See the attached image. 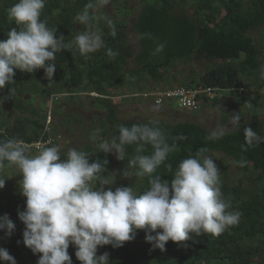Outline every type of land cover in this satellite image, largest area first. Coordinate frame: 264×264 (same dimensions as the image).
I'll return each mask as SVG.
<instances>
[{
    "label": "trees",
    "instance_id": "16d2710c",
    "mask_svg": "<svg viewBox=\"0 0 264 264\" xmlns=\"http://www.w3.org/2000/svg\"><path fill=\"white\" fill-rule=\"evenodd\" d=\"M140 1V11L132 23L133 29L140 36V49L135 53L129 43L127 22L123 16L118 17L120 14L132 13L126 6L121 7L116 16H110L97 15L92 11L98 5L97 0H45L40 19L55 31L56 36L63 35L65 42L72 41L82 32L83 25L78 23L75 17L84 11L87 5L93 4L94 7L87 10L91 16L100 19H92L90 27L101 35L104 45L98 51L87 55H81L75 46L71 52L62 50L55 54L56 69L52 81L45 78L43 69H37L33 73L16 69L15 83L6 84L0 89V98L8 105L0 106V142L8 139L30 142L39 138L47 112L41 107L33 106L35 94L40 95L43 104H46L53 93H69L60 99L70 102L78 98L79 93H86L93 107L102 109L106 114L97 126L92 124L87 128L83 143L85 146L77 149L94 153L89 157V162L106 159L108 163L100 175L104 176L108 172V181L113 182L112 177L115 174L123 176L122 170L127 165V159L135 155V146L127 147L128 156L126 160L121 161L114 159L111 153L98 151L100 143L106 138L118 135L120 125L130 127L133 124H148L152 121L119 119L116 117V104L110 96L133 93L134 89L130 87L132 84L143 93L165 88L155 85L143 87L138 83H141L142 78L160 82L166 71L174 65V61L198 57L215 61L198 81L190 79L188 85L201 84L222 88L240 102L253 103L255 108L260 104L262 98L253 97V86L256 83L264 85V70L259 59L260 54L264 55V42L260 48L251 32L264 25V0ZM16 2L17 0H0V40L7 38L11 28L18 27L8 14L9 8ZM103 17H108L114 22L117 30L115 37L110 34L111 30ZM161 43L165 45L164 50L156 52ZM108 49L119 54L111 57L108 55ZM131 58L136 64L134 68L128 66ZM257 72L262 75L257 76ZM116 92L121 94H115ZM92 93L97 95L93 96ZM220 101L222 99L217 97L211 105ZM226 117L228 119L229 116ZM69 122L70 120L66 125ZM155 122H158L156 126L165 131L168 143L178 147L177 151L169 154L167 161L173 168L180 160L199 148L207 149L206 154L213 157L220 170L224 198L230 201L231 210L240 214L239 223L220 236L194 234V241L183 243L169 240L164 251L150 246L148 249L142 247L141 255L136 251L132 253L128 241L122 247H98L97 255L108 252L109 264H264V143L254 144L248 147L247 151H242L241 145L245 144L243 130L247 126L229 131L218 140H209L207 137L210 132L201 124L190 121L175 124L161 120ZM249 127L263 136L257 124ZM97 129L100 131L97 132ZM53 132H56L55 129ZM181 134L186 135L188 139H176ZM145 147L144 154L150 155L152 147ZM216 153L230 157L232 163L245 161L242 167L235 163L239 174H244L245 178L237 175L232 177L223 160L216 162ZM114 161L118 166L117 171L111 169ZM5 165H9L7 161ZM129 171L133 172L130 175L133 181L128 182V186L137 193L145 191L149 187L150 177H138L134 175V170ZM157 174L170 181L173 173L161 165L153 175ZM96 183L94 181L93 184ZM109 187L114 190L118 186L114 182L104 186L105 189ZM24 227L18 220L11 236H6L4 231L0 230V247L8 250L17 264H36L39 254L34 255L23 244ZM134 239L146 242L145 231L136 230ZM69 255L72 264H81L73 252L70 251ZM0 264L7 262L0 261Z\"/></svg>",
    "mask_w": 264,
    "mask_h": 264
},
{
    "label": "clouds",
    "instance_id": "9594fccd",
    "mask_svg": "<svg viewBox=\"0 0 264 264\" xmlns=\"http://www.w3.org/2000/svg\"><path fill=\"white\" fill-rule=\"evenodd\" d=\"M97 3L104 6L109 0H97ZM44 7L45 0H17L9 8V17L18 27L11 28L7 38L0 40V89L15 83L16 69L28 73L43 69L45 78L52 81L55 54L62 50L71 52L75 46L81 55H87L103 47L101 35L90 28L92 19H100L87 10L94 7L93 4L75 17L85 30L69 42H65L63 35L56 36L40 19ZM103 19L115 37L114 22L108 17ZM164 47L163 43L159 44L156 52H162ZM118 54L108 49L109 56ZM240 120L239 112L230 115V122L237 130ZM157 123L120 125L118 135L104 139L99 145L98 151L114 153L121 161L128 156L127 147L135 146V155L127 159L122 173L128 178L133 174L131 169L138 177H150L149 187L142 193L130 186L105 189V185L113 184L100 175L108 161L89 162L94 153L70 148L66 158L61 159L59 149L53 146L42 147L38 154L28 156L30 145L23 140L0 142V169L7 161L16 165L22 175L20 193L26 199L23 210H18L17 215L25 226L24 246L34 255L39 254L36 264H72L67 251L70 243L76 247L75 256L81 264H109V253L97 255L98 247H122L135 238L136 230H144L146 242L164 251L169 240L183 243L194 241V234L220 236L239 223L240 214L232 211L230 201L224 198L220 170L213 157L206 154L207 149L199 148L173 168L167 161L178 147L168 143L165 131L156 126ZM229 131L231 129L225 126H218L207 138L218 140ZM243 131L242 151L264 143V136L252 127L247 126ZM176 139L187 140L188 137L181 134ZM146 145L152 147L150 155L144 154ZM235 163L242 167L245 161ZM161 165L173 173L170 181L159 174L153 175ZM94 181L97 183L93 184ZM4 186L5 178H2L0 189ZM0 230L6 236H11L15 230L7 213L0 216ZM0 261L17 264L3 247H0Z\"/></svg>",
    "mask_w": 264,
    "mask_h": 264
},
{
    "label": "rangeland",
    "instance_id": "374dc122",
    "mask_svg": "<svg viewBox=\"0 0 264 264\" xmlns=\"http://www.w3.org/2000/svg\"><path fill=\"white\" fill-rule=\"evenodd\" d=\"M141 5L142 3L140 0H109L107 5L100 6L98 4L92 11L97 15L109 14L110 16H116V13H119L121 7L123 6L131 9L132 13L130 15L120 14L118 17L123 16L125 18L127 22L126 30L128 33L129 43L134 49V52L137 53L140 49V36L133 29L132 23L136 20ZM81 30H85L84 25ZM91 30L95 32L92 28ZM251 33L254 40L260 44L261 48L262 43L264 42V25L256 28ZM259 59L261 67L264 70V55L260 54ZM215 63V61H210L202 57L194 58L192 60H176L174 61V65L166 71L164 78L160 82L156 83L147 78H142L141 83H138V85L143 87H145V85H155L156 87H167L176 84L188 85L190 79L198 81L200 76ZM128 66L130 68H134L136 66L133 58L129 60ZM261 75L262 74L260 72H257V76ZM130 87L134 89V92L139 90V88L133 84ZM156 87H154V89H157ZM253 91V97L260 96V98H262L260 104H258L256 108L253 103L240 102L236 97H231L225 90L221 97L222 101L216 105H211V103H202V108L197 112L179 109L177 103L173 100L166 105H156L150 95H148V97L133 95L125 99L121 97V101H118L116 96H121L124 93L121 94L120 92H116L115 94L120 93L121 95H114L110 97L116 104V117L122 120H161L171 124L190 121L201 124L209 132L216 129L218 126H225L233 131L236 130V128H234L230 122V115L234 112H239L241 117L239 127L257 124L261 134L264 136V85L256 83V85L253 86ZM86 96V93H79L78 98L74 101L70 102L67 101V99L59 98L58 101L56 100L52 102L50 124L52 132L53 129H55L56 132L53 133L59 134L61 137L59 139V143L56 145L59 149L61 159L66 158L70 145L71 148L76 149L80 146H85L83 143L85 142V132L87 128L92 124L93 126H97V123L100 122L106 114V112L102 109H96L93 107L91 100H89ZM32 104L36 108L41 107L45 112H47L50 108L48 107V100L46 101V104H43L42 98L38 94H35V101ZM0 106L7 107L8 105L1 101ZM154 107L158 110H153ZM226 116H229L228 119H226ZM68 120H70V122L66 125ZM0 121H2L1 117ZM36 154H38V152H32L30 150L27 151L28 156ZM111 155L114 159H116L114 153H111ZM215 157L216 162L223 160L225 164H227L232 177L237 175L240 178H245L244 174H239V170L237 169L235 163L230 161V157H226L221 153H216ZM111 167L114 171L118 170V166L115 161ZM104 177L110 180L108 172L104 175ZM2 178H5V186L3 189H0V215L7 213L9 218L16 225L19 220L17 212L18 210H23L26 199L20 193L22 190V175L16 165L9 164L0 169V179ZM112 178L116 186H128V182L133 181L130 176L125 178L124 176L116 174ZM129 243L131 245L132 253L136 251V253L140 255L142 254L140 251L143 249L142 247H146V249H148L152 246L149 242H145L142 239H133L132 241H129ZM67 251L69 254L70 251L75 254L76 247L70 243Z\"/></svg>",
    "mask_w": 264,
    "mask_h": 264
},
{
    "label": "built area",
    "instance_id": "2783aa9c",
    "mask_svg": "<svg viewBox=\"0 0 264 264\" xmlns=\"http://www.w3.org/2000/svg\"><path fill=\"white\" fill-rule=\"evenodd\" d=\"M225 90L222 88L216 87H206L201 84L199 85H175L173 87H165L161 89L154 90L150 93H143V91H136L133 93H125L121 96H117L116 98L121 97H130L133 95H140L142 97H148V95L152 96L153 102L156 105H166L169 104L170 101H175L179 109H185L187 111H198L201 108V103H209L212 102L215 98H221L222 94ZM69 93H53L48 99V107L47 116L45 119V124L40 131L39 138L36 140H32L30 142H25L30 145L29 150H33L35 152H39L42 147H53L59 143V139L61 138L59 134H54L51 128V105L53 101L58 100L63 96H68ZM93 96H96V93H92Z\"/></svg>",
    "mask_w": 264,
    "mask_h": 264
},
{
    "label": "crops",
    "instance_id": "0c3cea01",
    "mask_svg": "<svg viewBox=\"0 0 264 264\" xmlns=\"http://www.w3.org/2000/svg\"><path fill=\"white\" fill-rule=\"evenodd\" d=\"M171 74H173V73H171Z\"/></svg>",
    "mask_w": 264,
    "mask_h": 264
}]
</instances>
